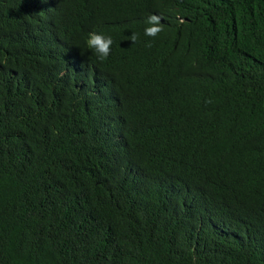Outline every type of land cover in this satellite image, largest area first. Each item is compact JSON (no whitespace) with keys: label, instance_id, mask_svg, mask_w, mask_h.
Here are the masks:
<instances>
[{"label":"trees","instance_id":"1","mask_svg":"<svg viewBox=\"0 0 264 264\" xmlns=\"http://www.w3.org/2000/svg\"><path fill=\"white\" fill-rule=\"evenodd\" d=\"M56 4L0 6V264H264V0Z\"/></svg>","mask_w":264,"mask_h":264},{"label":"clouds","instance_id":"2","mask_svg":"<svg viewBox=\"0 0 264 264\" xmlns=\"http://www.w3.org/2000/svg\"><path fill=\"white\" fill-rule=\"evenodd\" d=\"M58 0H36L34 3L18 4L12 0H0V6L2 7L4 15L12 21L17 32L16 40L17 46L20 50L27 52L36 49L35 29L39 26H45L52 24L53 22H61L63 17L57 12ZM162 15L152 14L147 18L148 27L145 28V35L149 37H157L162 31H164V23H162ZM31 32L34 35H31ZM138 34L133 32L130 36V40L136 43ZM114 41L110 35H106L105 32L92 31L87 37V46L89 49L94 50L99 60L103 61L111 54V48ZM63 44V43H62ZM64 46V50L67 47ZM147 47H151V41L147 42ZM37 56L32 60L29 56L24 62L27 69V79L24 81V86L27 82L37 80L43 83L45 87L51 85L52 79H42L33 74L34 63ZM83 70L79 65L76 67ZM125 131L124 129H122ZM139 128L131 127L128 133V139L138 132ZM123 137V136H122ZM125 147V146H124Z\"/></svg>","mask_w":264,"mask_h":264}]
</instances>
